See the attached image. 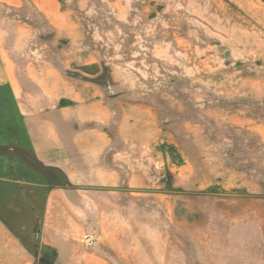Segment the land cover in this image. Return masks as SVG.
Here are the masks:
<instances>
[{
    "label": "crops",
    "instance_id": "crops-1",
    "mask_svg": "<svg viewBox=\"0 0 264 264\" xmlns=\"http://www.w3.org/2000/svg\"><path fill=\"white\" fill-rule=\"evenodd\" d=\"M161 1L172 5V12H179L180 19L190 21L186 34L195 42L205 44L215 34L236 58H246L241 63L243 68L253 70L251 82L243 79L235 92H222L227 76L218 82L219 94L205 90L213 84L205 76L188 80L183 95L189 102L213 99L217 101L214 106L219 107L215 109L224 112L227 99L252 101L250 119L230 123L236 127L234 138L222 134L225 123L198 126L199 130L196 124H184L195 125L189 142L198 141L208 151L228 142L238 145L250 140L259 152L264 144V1ZM249 61L250 66L244 65ZM9 69V58L0 43V264H31L35 260L34 242L28 236L30 225L22 223L28 216L31 224L29 217L37 210L34 198L38 195H45L39 244L52 254V264H264L258 206L249 210L252 221L243 215L212 222L206 215L193 219L172 213V221L143 218L141 210L147 208L148 195L157 194L158 203H168L163 191L159 194L145 186L143 178L147 176L141 173L147 171V164L134 156L133 149L152 143L155 136L149 137L145 118L125 108L106 109L97 97L104 92L92 88L85 94L76 85L77 77H71L73 82L65 77L61 81L64 90L55 95L60 106L51 107L49 89L40 93L49 95L47 107L46 101L44 109L36 111L37 105L21 103ZM201 83L202 92H197L195 86ZM181 91L175 89L178 96ZM140 94L162 100L168 92L144 89ZM91 96L97 98L85 102ZM207 110L202 106L203 113ZM117 112H122L121 118H115L113 113ZM214 130L221 135L208 134ZM116 138L122 142V149L109 151L117 146ZM117 156L121 158L118 165H110L109 160ZM220 163L224 167L222 159ZM125 179L128 183L119 184ZM234 210L243 212L244 205ZM108 211L115 214L111 216Z\"/></svg>",
    "mask_w": 264,
    "mask_h": 264
},
{
    "label": "rangeland",
    "instance_id": "rangeland-1",
    "mask_svg": "<svg viewBox=\"0 0 264 264\" xmlns=\"http://www.w3.org/2000/svg\"><path fill=\"white\" fill-rule=\"evenodd\" d=\"M171 9L172 5L161 0H0V43L9 58L13 85L24 106L37 105L36 111H42L49 95L43 97L40 93L51 90V107H58L61 101L55 95L64 90L61 81L65 77L73 82L71 77H77L76 85L85 94L92 88L94 92H104L97 97L106 109L125 108L147 120L148 135L155 136L152 143L133 149L134 156L147 164V171L141 173L147 176H143L145 186L159 194L163 191L168 203L164 206L162 201L158 203L157 194L148 195L147 208L141 210L143 218L172 221V213L178 218L193 219L206 215L212 222L239 215L251 220L249 210L258 206L259 235H264V144L259 152L250 140L238 145L228 142L225 147L207 151L198 141L188 140V135L195 133V125H184L196 124L199 130L198 126L225 123L222 134L234 138L236 127L230 123L249 120L252 101L227 99V111L220 112L213 99L189 102L183 87H188L191 77L205 76L213 83L205 90L219 94V83L227 76L224 83L227 80L228 84L223 85L222 92H235L243 79L251 82L253 70L243 68L241 63L246 58H236L235 52L219 43L215 34L205 44L195 42L186 34L190 21L180 19V13ZM216 31L212 29V33ZM244 65L250 66L251 62ZM254 73L257 79L258 70ZM202 85L195 86L197 92H202ZM189 86L192 91V84ZM176 88L182 90L179 96ZM144 89H159L169 95L162 100L143 96L140 93ZM92 97L85 102L97 98ZM202 106L207 107V113L201 111ZM113 114L117 119L122 117V112ZM208 134L221 135L215 130ZM116 139L117 146L109 151L122 149V142ZM120 161L117 156L109 163L113 166ZM44 197L34 198L37 210L29 217L31 224L28 216L22 220L25 226L30 225L28 236L34 242L35 260L31 264L53 263L52 254L39 244ZM241 204L244 211L236 212L234 209Z\"/></svg>",
    "mask_w": 264,
    "mask_h": 264
}]
</instances>
